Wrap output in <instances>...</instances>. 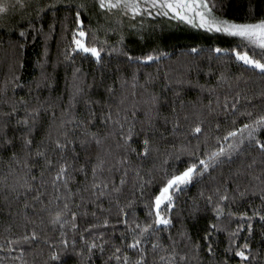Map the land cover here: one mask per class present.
I'll use <instances>...</instances> for the list:
<instances>
[{
  "label": "trees",
  "instance_id": "1",
  "mask_svg": "<svg viewBox=\"0 0 264 264\" xmlns=\"http://www.w3.org/2000/svg\"><path fill=\"white\" fill-rule=\"evenodd\" d=\"M9 3L15 7L0 14V261L3 264H20L13 258L21 255V249L16 247L12 252L5 251V241L32 230L38 233L39 239L23 246L26 249L23 258L27 264H116L115 260H109L115 247H121L136 259L135 250L126 248V244L131 243V233L123 223H117L125 219L119 215V209H125L130 222H149L145 205L150 195L158 190L157 184L163 178L162 168L171 171L175 166L183 170L188 157L174 159L183 145H199L197 154L202 156L207 148L215 146L216 136L226 134V130L233 127V120L236 126L249 122L241 113L250 111L255 117L264 111V77L258 74V70L246 69L234 57L230 58V54L212 51L215 47H236L240 44L239 38L209 33L167 17L145 15L133 18L131 14L105 13L99 9L96 0H23V7L16 0H9ZM210 3L215 4L217 16L238 23L264 19V0H210ZM77 11L90 33L89 42L94 31L97 43L107 40L111 47L123 48L133 56L155 52L168 55L147 65L129 62L115 53L111 56L103 54L101 64L92 58H82L83 54L75 55L74 62L66 60L65 50L72 31L76 29ZM21 31L26 33L24 37L20 36ZM121 36L123 42L119 43ZM193 47L199 51L192 53ZM240 50L250 54L260 52L254 46ZM76 68L80 72L74 76ZM133 72L137 76L135 89L131 87ZM221 75L225 79H221ZM16 76L19 80L13 83ZM77 88L82 91L77 93ZM153 94L158 97L156 107H152L150 102ZM21 97L27 101L29 109H39V116L28 136L32 144L27 148L23 140L28 129L17 123L25 116L23 105H18L11 116L4 115L11 112L12 104ZM145 101L149 102L146 104ZM234 102L236 107L232 108ZM109 112L113 120L119 118L124 123L125 132L130 123H135L138 134L131 141L132 147L142 151L143 139L147 135L158 151H153L147 158L130 155L126 183L119 193L101 198V210L91 202L94 197L90 191L82 189L92 182L91 167L98 154L108 161L105 169L125 155L122 149L117 148L121 142L120 135H108L119 132V127L112 121L105 122ZM125 116L127 120H124ZM73 117V123H66ZM81 121L82 124L79 123ZM199 122H202L203 133H192L191 129ZM86 130L97 132L103 143L97 146L92 141L81 146L80 140L89 139L84 134ZM64 132L73 143L61 153L56 148V141L65 142ZM6 138L11 139L12 144L4 145ZM38 149L53 161L50 168L43 158L36 156ZM13 153H16L15 159ZM62 155L70 163L75 161L70 169L73 175L70 187L76 195L72 197L70 207L78 213L76 228L67 223L61 227L49 222V213H54L57 205L62 207L64 202L61 199L49 204V201L56 195H67L62 187L57 193L50 183L62 162ZM221 159L223 162L214 170L210 169L176 194L175 207L170 213L172 225L141 245L147 250L149 264H152L154 255L151 244L157 241L170 245L175 240L177 250L181 254L187 252L189 264H214V261L225 258L227 232H218L212 237L215 257L207 251L208 242L204 235L209 223L216 221L206 198L218 186H227L230 194L237 187L240 192L247 189L243 197L234 192L236 201L230 206L233 211L248 210L251 215L250 208L261 205L260 182L254 177L264 180V162L252 149L243 154L234 153L230 159ZM253 159L256 163L248 168ZM165 160L167 164H164ZM25 163L31 166L30 175L36 177L32 181L33 190L18 189L14 192L11 186L28 171ZM80 165L86 167L87 175L73 171ZM121 175L120 165H116L111 173L107 170L103 173L117 185ZM150 179L154 183L145 184L144 195L141 196L139 185ZM42 180L49 183L42 184ZM37 195H40V200L35 199ZM129 202H132V207H125ZM85 212L88 214L84 215ZM92 212L96 215L93 216ZM25 216L32 221L26 228ZM105 218L110 221L107 227H90L102 225ZM64 219L70 221L71 216ZM222 221L229 230L235 229V221L231 224L226 218ZM253 227L251 248L254 254L257 250L260 253L257 264H264V239L261 237L264 223L257 219L253 221ZM121 233H125L127 239L122 238ZM169 236L172 240L168 239ZM241 236H247V232H242ZM62 240L66 243H61ZM93 242L103 244L104 250L97 247L90 251L89 245ZM197 242L200 244L198 253L192 247ZM237 243H243V240ZM54 255L58 259L53 260ZM230 264H239L238 258L231 259Z\"/></svg>",
  "mask_w": 264,
  "mask_h": 264
},
{
  "label": "snow or ice",
  "instance_id": "2",
  "mask_svg": "<svg viewBox=\"0 0 264 264\" xmlns=\"http://www.w3.org/2000/svg\"><path fill=\"white\" fill-rule=\"evenodd\" d=\"M16 3L20 4L21 7L24 6L23 0H16ZM96 3L100 10L105 13L116 12L122 15L131 14L133 18L137 16H148L153 15L158 17H167L171 20H177L193 28L203 29L209 33H220L227 37L239 38L240 44L236 47L222 48L215 47L212 49L214 53L220 54L224 53L226 55L230 54V58L234 57L235 61L241 62L246 69L258 70V74L264 77V19H259L256 22L251 23H238L233 20L222 18L214 13L215 4L210 3V0H96ZM15 4L9 3V0H0V14L7 13L10 8H14ZM80 7H83L81 5ZM40 11H43L41 9ZM39 14V13H38ZM25 32L21 31L20 36L24 37ZM90 33L86 30L84 21L81 19V13L76 12V29L71 33V39L68 48L65 50V59L74 62L75 55L83 54L82 58H92L97 64H101L103 61V54L108 56L119 54L124 56L127 61L142 63L144 65L150 62L160 60L163 56L168 55L166 52H155V54H147L143 56H133L130 52L124 50L123 48L111 47L107 40L100 41L97 43V37L95 32H91L92 40L88 41ZM123 42V36H121L119 43ZM249 46H254L260 50L259 53L250 54L249 51H242L241 48H248ZM23 47V45H21ZM199 50L195 47L191 49L192 53H197ZM259 56V58H256ZM80 72L79 68L74 69V76L76 73ZM221 79H225L221 75ZM19 80V77H13V83ZM127 84V81H124ZM16 86H19L18 84ZM131 87L135 89L137 87V76L133 72ZM7 89V84H5V90ZM77 93H80L82 89L77 88ZM111 92L112 89L110 88ZM135 95V92L132 93ZM75 99V97H73ZM149 101H145L147 104ZM150 102L152 107L158 105V97L156 95L150 96ZM123 103V100H121ZM211 104V101H209ZM18 105H23L25 116L23 119L18 120V124H22L27 127L28 132L26 133L23 144L27 148L32 144V140L28 138L30 136L32 127L35 125L36 120L39 116V109L33 108L29 109L28 103L23 97L11 106V112L5 113V116H11L17 111ZM232 108L236 107L235 102L231 105ZM135 109V105L133 106ZM135 114V113H133ZM119 115V114H117ZM241 115L248 118V123H242L240 126H236V121H232L233 127L226 130V134L216 136L214 139L216 144L214 147L207 148L203 155H198L199 145L195 147H190L189 145H183L175 154L174 159L179 160L181 156H187L188 160L185 162L183 170L177 169L175 166L172 167L171 171L168 168H162L163 178L157 184V192L153 193L149 197V202L146 203L148 208L147 216L149 217V222L143 224L136 222L135 220L129 221L126 217L128 213L124 208L119 209V215L125 217L123 220H118L117 223H123L131 233V243L126 244L127 249L135 250L136 259H133L127 251H123L121 247H115V251L109 257V260H115L116 264H149L146 252L147 250L141 245L145 240H148L151 236H158V234L165 229L169 228L173 221L171 219L170 213L175 207L176 194L182 192L184 188L192 184L198 177L203 176L208 173L210 169L214 170L217 165L222 163L223 157H232L234 153L243 154L247 149L255 150L259 153L264 162V111H262L258 116L254 117V113L246 111L241 113ZM75 118L68 120L66 123H73ZM127 120V117H124ZM112 121L115 125L119 127V132H111L108 135H120L121 142L117 144L118 149H122L125 155L121 156L116 160V163L107 167L108 161L101 155H97L96 163L91 167L92 182L90 185H86L82 190L84 192H89L94 197L92 203H96L98 209L103 210L102 204L99 203L103 197H111L113 193H119L121 187L126 183L125 177L127 176V165H130V155L136 154L141 158H147L153 151H158V148L154 146L152 139L145 135L142 143V151H138L137 148L132 147V139L137 135L135 128V123L132 122L128 125L127 131L125 132V125L121 122L119 118L113 120L111 112L106 114L105 122ZM63 123V122H62ZM82 124L83 122H79ZM149 125L151 121H148ZM220 125H217L219 129ZM143 131V129L141 130ZM192 133L202 134V122L197 123L192 129ZM89 139L80 140L81 146L89 144L92 141L95 142L97 146L103 143V139L99 136L97 132H92L86 130L84 133ZM65 137V142L60 140L56 141V148L64 153L67 146L73 143L72 140L68 139V133H63ZM106 138V137H105ZM199 138V136H197ZM207 143V141H205ZM4 145L12 144L11 139H4ZM225 144L227 147H225ZM30 155V153H28ZM36 156L41 157L45 160V165L49 168L52 166L53 161L49 159L44 151L37 150ZM16 153H13V159H15ZM61 163L56 169L55 175L52 177L50 183L52 184L54 190L59 193L62 187L67 195L63 197L61 195H56L49 204L54 201H60L63 199V205L60 207L57 205V210L50 214L51 224H60L61 227L64 224H70L72 228H76V220L78 218V213L73 211L70 207V202L72 197L76 193L72 192L70 184L73 180L72 163H70L63 155L61 156ZM19 163V161H17ZM256 163L253 159L252 163L248 165V168ZM167 164V160L164 161ZM116 165L122 166V175L119 179V185L112 182L110 177H104L103 173L105 170L111 173ZM25 168L28 169L23 176L19 177L17 181L11 186L12 191L16 192L18 189H24L27 191L33 190L32 181L36 179L35 176L30 175L31 166L25 163ZM73 171L84 172L87 175V170L84 165H80L78 169H73ZM44 173L41 172L43 177ZM139 176V172H137ZM260 183L258 185L261 200V205L259 207L252 206L250 208L251 215L249 211H233L230 206L236 201V195L234 192H239V196L243 197L247 194V189L240 192L239 188L234 190L230 194V190L227 186L216 187L213 193L209 195L206 199L209 205L212 206V211L215 214V221L208 225V229L205 232L204 240L207 241V251L210 255L215 257L216 251L212 237L218 232L228 233V244L225 248V258L219 261H214V264H230L231 259L238 258L239 264H257V257L259 256V251L254 254L251 248V242L254 232L253 221L257 220L264 223V180L259 176L254 177ZM43 183H49V181H43ZM153 180L145 181V183L140 184V194L144 195L145 184H152ZM111 188L109 190V186ZM257 186H254V188ZM203 195V193H201ZM215 197V199H214ZM36 200H40V195L35 197ZM80 199L83 201L84 197L81 196ZM118 204L119 201L117 200ZM27 207V205H25ZM47 207V205H45ZM80 207V205H76ZM125 207H132V202H129ZM88 213L85 212L84 215ZM71 216V220L64 219L67 216ZM95 216L96 213L92 212ZM222 218H226L228 224L235 221V229L229 230L226 225H223ZM25 225L27 227L28 223L32 221L28 220L25 216ZM109 219L105 218L102 225H91L90 227H107L109 225ZM135 225L132 227V225ZM223 225V226H222ZM115 227V225H113ZM10 231V229H9ZM242 232H247V236H241ZM63 235V233H62ZM103 235V233H101ZM183 235V234H182ZM122 238L127 239L125 233H121ZM262 239H264V232L261 233ZM39 239V235L35 230L30 233L24 232L18 235L15 239H6L5 244L7 247L5 251L12 252L16 247L21 249V255L14 257V260H19L20 264H27V261L23 258V253L26 249L24 245H31L36 240ZM172 240L171 236L168 237ZM190 239V237H189ZM242 239L243 243H237L238 240ZM61 243H66V241H61ZM99 247L101 251L104 250L103 244L97 245L92 243L89 245V250ZM193 249L198 253L200 249V244L197 242L193 246ZM151 251L153 255L152 264H189V256L187 252L181 254L177 250V242L172 240L170 245H164L163 243L157 241L152 242ZM158 257V261H157ZM53 260L58 259L57 256H52ZM0 264H3L0 261Z\"/></svg>",
  "mask_w": 264,
  "mask_h": 264
}]
</instances>
